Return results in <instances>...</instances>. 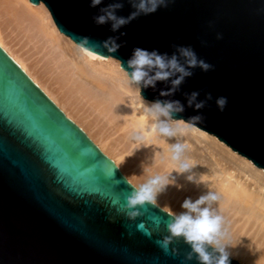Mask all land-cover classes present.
I'll list each match as a JSON object with an SVG mask.
<instances>
[{
  "label": "water",
  "instance_id": "95a60500",
  "mask_svg": "<svg viewBox=\"0 0 264 264\" xmlns=\"http://www.w3.org/2000/svg\"><path fill=\"white\" fill-rule=\"evenodd\" d=\"M40 1L65 37L82 47L89 37L87 50L117 58L126 72L135 47L171 56L173 45H191L214 69H193L170 96L162 95L170 80L141 85L142 97L179 100L184 110L170 119L203 113L199 131L264 169V0H171L123 26L120 41L127 43L115 53L102 42L119 32L92 16L116 0L96 8L90 0H29ZM120 2L118 15L135 10L130 0ZM201 89L199 99L206 92L213 99L200 110L188 107L184 93ZM220 96L228 98L223 112L215 103ZM135 187L0 46V264H200L186 259L191 246L183 237L167 254L157 244L174 214L150 203L138 206L143 214L135 219L122 210ZM229 264L241 263L229 256Z\"/></svg>",
  "mask_w": 264,
  "mask_h": 264
},
{
  "label": "bare ground",
  "instance_id": "6f19581e",
  "mask_svg": "<svg viewBox=\"0 0 264 264\" xmlns=\"http://www.w3.org/2000/svg\"><path fill=\"white\" fill-rule=\"evenodd\" d=\"M0 46L133 185L155 175L169 177L156 204L179 215L186 199L217 192L220 200L210 207L224 217L221 240L227 252L247 264H264L262 167L196 124L172 137L152 131L159 121L182 124V117L154 120L145 108L158 101L142 97L117 58L86 51L65 37L42 1L0 0ZM134 130L147 139H133ZM177 143L187 145L181 160L192 165L183 173L170 158Z\"/></svg>",
  "mask_w": 264,
  "mask_h": 264
},
{
  "label": "clouds",
  "instance_id": "9594fccd",
  "mask_svg": "<svg viewBox=\"0 0 264 264\" xmlns=\"http://www.w3.org/2000/svg\"><path fill=\"white\" fill-rule=\"evenodd\" d=\"M103 0H90L89 6L96 8L102 4ZM171 0H130L131 7L135 9L128 16H121L117 11L124 7L120 0L108 3L104 7L99 8V14H93L92 19L96 25H105L111 22V31L119 32L118 36H109L102 42L103 47L109 53H115L122 44L127 41H120L121 36H126V32H120V29L130 24L139 16L148 15L156 12L160 7H168ZM218 39L222 38L220 34ZM90 38L83 37L81 43L87 51ZM176 51L169 56L168 53L161 54L158 50H147L141 47L133 49L131 58L127 60V72L129 83L131 85L148 87L155 86L157 81L170 80L171 88L162 93V95H173L180 89V86L185 82V79L194 75L193 69L199 67L202 71L208 72L214 69V65L199 58L196 51L191 45H173ZM183 58V62H181ZM203 89L185 92L188 107H193L196 110L205 108L208 101L213 99L211 92L205 93L204 99H199ZM216 106L221 112L228 105V98L220 96L215 99ZM184 110V106L179 100L167 101L164 103L157 102L150 107H146L145 111L150 114L154 120H159L160 117L169 118L172 113H179ZM205 123L204 114L194 115L190 121H183L182 124H176L175 127L170 126L165 121H159L154 124L152 131L158 132L161 135L172 137L177 133L184 134L193 124ZM133 139L137 141L146 140L142 130H134ZM187 145L182 143L174 144L170 149L171 159L178 162L176 168L180 173L192 167L187 160H181L182 154L185 152ZM168 176L155 175L149 178L145 183L135 187L127 197V204L124 209L127 210V215L131 219L142 215L139 207L146 204L155 205L157 194L164 187L171 183ZM220 196L217 192H210L208 195L201 196L199 199L192 201L186 199L182 207L185 212L171 217L167 224L168 235L164 236L162 241H157V244L167 254L169 245L174 238L183 237L185 242L191 246V251L187 254L186 259L192 260L193 257L200 261V264H229V253L226 251V245L222 242L221 237L224 235L222 226L224 225V217L217 214L210 205L213 201H219ZM207 205L201 207L202 205ZM139 206V207H138ZM209 246H214L212 251L208 250ZM219 253V255H216ZM172 254L178 255L179 250L173 248Z\"/></svg>",
  "mask_w": 264,
  "mask_h": 264
},
{
  "label": "rangeland",
  "instance_id": "374dc122",
  "mask_svg": "<svg viewBox=\"0 0 264 264\" xmlns=\"http://www.w3.org/2000/svg\"><path fill=\"white\" fill-rule=\"evenodd\" d=\"M158 204V203H157ZM159 205V204H158ZM161 206V205H160ZM162 208H164L163 206H161ZM165 209V208H164ZM165 210H167V209H165ZM168 211V210H167ZM170 212V211H169ZM172 213V212H171ZM214 247V246H213ZM226 251H228V250H226ZM229 256L231 257L232 256V258H234V259H236L239 263H241V264H247L246 263V261H243V260H241V258H239L237 255H236V257L234 256V255H231L230 253H229ZM249 264V263H248Z\"/></svg>",
  "mask_w": 264,
  "mask_h": 264
}]
</instances>
